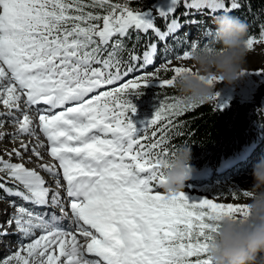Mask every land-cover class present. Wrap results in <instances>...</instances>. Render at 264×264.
<instances>
[{"label": "snow or ice", "instance_id": "snow-or-ice-1", "mask_svg": "<svg viewBox=\"0 0 264 264\" xmlns=\"http://www.w3.org/2000/svg\"><path fill=\"white\" fill-rule=\"evenodd\" d=\"M241 7L238 0H0V129H16L0 131V141L19 144L0 153V194L15 209L0 223V242L9 236L5 224L19 240L0 264H211L214 220L244 216L246 205L161 187L172 141L183 134L179 117L197 105L166 98L138 128L129 97L153 81L174 87L192 71L169 68L174 59L212 51L214 30L205 29L202 46L189 41L173 55L183 30ZM246 43L249 50L264 43V28ZM253 74L264 77L242 76ZM214 99L223 110L219 92Z\"/></svg>", "mask_w": 264, "mask_h": 264}, {"label": "clouds", "instance_id": "clouds-1", "mask_svg": "<svg viewBox=\"0 0 264 264\" xmlns=\"http://www.w3.org/2000/svg\"><path fill=\"white\" fill-rule=\"evenodd\" d=\"M214 24L212 51L194 53V70L184 72L175 81L181 96L192 105L214 98L217 82L232 86L246 71L247 25L230 15L217 17ZM191 160V146L175 151L164 169L161 187L165 194L184 191L193 172ZM251 178L253 183L245 203L247 214L224 215L214 220L216 231L207 253L211 264H264V156L253 165Z\"/></svg>", "mask_w": 264, "mask_h": 264}, {"label": "trees", "instance_id": "trees-1", "mask_svg": "<svg viewBox=\"0 0 264 264\" xmlns=\"http://www.w3.org/2000/svg\"><path fill=\"white\" fill-rule=\"evenodd\" d=\"M154 2L156 0H145L146 5ZM238 2L242 7L231 15L238 17L247 25L246 39L249 34L258 36L264 28V0H238ZM183 11L184 8L179 7L177 15L179 16ZM157 24L161 28L164 27L160 20H157ZM183 35L186 37L184 30ZM204 40L205 37L197 43L202 46ZM144 43L145 40L141 38L140 44ZM188 47L190 43L186 37L183 45H176L173 55ZM137 51H142V48H138ZM161 76L170 78L172 73L171 71L162 72ZM232 87L234 90L230 91L223 83L217 82L214 85L224 104L223 110H218V102L212 98L202 104H197V107L186 111L179 117L183 134L173 139L171 150L175 152L181 146H191L192 169L217 170L224 159L234 157L246 147H256L259 141L258 135L261 133L264 135V89L260 90L261 96L257 98L255 91L245 88L242 81ZM171 97L183 98L175 86L160 88L157 81L148 84L139 98L130 96L129 99L137 109L136 114L132 116L133 123L138 128L141 127V122L152 119L159 103ZM233 192L237 193L239 199L244 198L243 193L238 191L224 189L223 193L232 198ZM1 198L4 199L3 194H0Z\"/></svg>", "mask_w": 264, "mask_h": 264}, {"label": "rangeland", "instance_id": "rangeland-1", "mask_svg": "<svg viewBox=\"0 0 264 264\" xmlns=\"http://www.w3.org/2000/svg\"><path fill=\"white\" fill-rule=\"evenodd\" d=\"M199 21L200 23L198 25H193L191 27H186L184 29L188 41L198 42L202 40V38L204 37L205 29L214 30L215 24L213 20L209 19L206 16H201ZM160 64H161V59L158 57L156 60V65H160ZM175 66L189 67L192 70H194V65L192 60L183 61V60L174 59L173 64L170 65L169 68ZM153 67H149L147 71L152 72ZM254 70L264 71V43L255 44L253 50H249L245 72L253 73ZM239 81L243 82L245 88H248L251 91H255V97L259 98L261 96L260 90L264 89V77H259L253 74L249 76H241ZM232 86H227V88L230 91H233L234 88ZM0 111H3L2 107H0ZM0 131L11 133V132H15L16 129L12 126L6 125L3 129H0ZM258 137H259V141L256 147L254 148L251 147L249 149L244 148L242 152H240L239 154L233 157V158L236 157L234 160H232L233 164L236 163V166L232 167L231 169H228L230 167L229 166L227 168L228 170L224 172L228 165L224 166L225 164L224 165L222 164L221 165L222 167L220 168V172L208 174L206 177L207 180L203 179V181H200L199 183H195L192 180H188L185 185L184 194L188 196L190 199L208 198V199H212L213 202L216 203H224V204L231 203L234 205H245L248 196L246 197L243 196L244 197L243 199L231 198L226 196L223 192L224 189L229 191H238L240 193L249 192V189L251 188L253 183L251 178L252 167L262 156H264V135L261 133L258 135ZM41 140L43 141V137H41ZM8 141L9 140L6 137L4 140L0 141V145H3ZM41 151L44 150L42 149ZM0 153H4V152H0ZM4 158H7V155H5ZM13 160L14 162H17L15 161V159ZM44 162H48V163L52 162L51 158L47 156L46 152L44 153ZM230 163L232 162L231 161L228 162V164ZM42 175L44 176L46 181L50 180L47 174H42ZM241 177L243 181H239ZM15 202L17 205L23 203L21 200L18 199L15 200ZM27 207L31 208L32 206L27 205ZM14 212L15 209L12 206H10L7 200L0 199V214H1L0 218L9 219V214H14ZM5 226L6 224L4 225V227ZM6 229L7 231H11L9 233V236L7 237L11 242L8 241L7 245H5L3 241L1 242L3 246L0 247V258L6 257L11 252H14L19 245L18 237L16 234H14L15 228L6 227Z\"/></svg>", "mask_w": 264, "mask_h": 264}, {"label": "bare ground", "instance_id": "bare-ground-1", "mask_svg": "<svg viewBox=\"0 0 264 264\" xmlns=\"http://www.w3.org/2000/svg\"><path fill=\"white\" fill-rule=\"evenodd\" d=\"M14 147H19V144L18 143H16V144H14V143H11V142H6L5 144H3V145H0V152H5L6 150H11L12 148H14ZM8 158V157H7ZM7 158H5V159H7ZM13 159H15V157H13ZM32 159H34L35 160V158H32ZM29 168H33V167H36L37 165H35V164H28L27 165ZM42 174H46V173H42ZM192 175L194 176V177H198L199 176V179L201 180V178H203L204 177V175H205V173L203 172V173H196V172H192ZM190 180V179H189ZM50 182H52L51 180H49ZM49 181H47L48 183H49ZM239 181H243V179H242V177L239 179ZM11 199H15V200H17V198H11ZM19 200V199H18ZM192 200H196V199H192ZM27 206V205H26ZM36 211H39V209H36ZM0 216H1V214H0ZM8 220V218H0V223H3V222H5V221H7ZM7 227V225L5 226V228ZM9 233L11 232V231H8ZM5 241L3 242L5 245H7L8 243L6 242V241H10L9 240V238H5L4 239ZM11 242V241H10ZM9 242V243H10Z\"/></svg>", "mask_w": 264, "mask_h": 264}]
</instances>
